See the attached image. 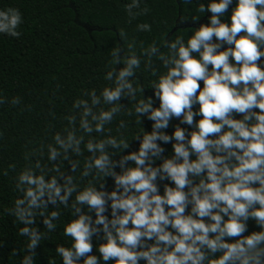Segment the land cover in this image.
Instances as JSON below:
<instances>
[{"label": "clouds", "instance_id": "9594fccd", "mask_svg": "<svg viewBox=\"0 0 264 264\" xmlns=\"http://www.w3.org/2000/svg\"><path fill=\"white\" fill-rule=\"evenodd\" d=\"M185 2L190 4L191 0ZM231 3L232 0H211L207 7L200 4L198 12L212 13L210 24L201 25L186 43L183 36L163 42L166 53L156 41L148 47L141 43L139 56L135 52V40L128 43V54L123 57L120 46L111 49L110 64L115 67L106 73L105 80L114 86L104 87L99 96L94 89L84 90L83 95L90 97V101L77 99L73 104L74 109L80 110L79 128L84 133L107 132L105 139H90L86 144L91 156L85 160L81 176L86 178L95 173L93 180L81 190L74 177L61 172L56 163L61 158L70 161L73 172L79 167V161L72 160L70 155H83L80 145L84 138L76 134V115L65 117L72 127L65 129L66 135L59 132L54 135L56 146L47 145L52 167L37 160L35 168L26 167L17 177L16 190L22 197L14 201L8 214L25 225L19 234L28 237L26 247L30 254L23 257L21 264H34L35 249L45 239L44 233L32 227L36 217L42 216L46 229L55 231L54 221L59 219L60 212L49 213L48 205L58 208L63 204L68 208L74 193L71 210L78 218L64 227V235L73 242L71 247L56 248L63 264H80L81 258L83 264H99L98 257L89 254L93 250V236L101 231L105 242L98 250L104 262L264 264V67L259 63L264 57V0H238L228 24L221 17ZM125 11L131 21L146 15L149 9H141L140 0H131ZM22 23L19 9L0 10V33L18 38ZM137 31L150 32L151 25L140 23ZM119 37L122 41L127 39L123 29L119 30ZM214 37L218 42H213ZM224 44L229 47L221 51ZM153 57L162 62V67L167 69L165 73L157 70ZM230 57L235 63L230 62ZM142 62L151 76L156 77L150 87L155 90L159 107L153 106L151 97L137 101V92L144 89L134 86L130 78L136 76ZM121 64L124 66L118 68ZM200 81H203L202 89ZM122 97L135 102L134 112L138 117L147 116L154 123L151 132L141 128L135 133L133 139L140 142L139 150L117 161L113 159L116 153H110L109 149L122 152L130 144L122 136L113 137L105 125L125 108L120 103ZM5 102L0 97V104ZM102 102L111 107L105 110L100 107ZM10 103L16 106L21 100L14 97ZM196 104L199 110L193 111ZM97 108L98 112L94 110ZM235 114L243 118L235 119ZM195 116L202 118L194 121ZM173 117L194 130L187 132L177 125L169 136L164 130ZM141 122V119L136 121ZM126 126L121 120L117 131ZM173 139L175 154L162 157L164 148L158 141L169 143ZM44 147L42 144L39 150L34 149L33 154L38 151L43 156ZM192 155L196 156L195 160L190 159ZM28 158L26 155L25 159ZM160 159L163 163L153 167ZM129 161L135 167L127 166ZM117 166L120 173L115 171ZM9 168L14 170L15 165ZM50 173L55 175L46 179ZM4 175H8V170ZM106 177L114 178L115 190H97V183L104 188ZM158 178L170 180L175 187L166 184L161 195ZM109 201L111 219L105 215ZM85 205L89 213H95L94 221L83 212ZM189 205L191 211L186 214ZM250 219L262 230L244 235Z\"/></svg>", "mask_w": 264, "mask_h": 264}, {"label": "trees", "instance_id": "16d2710c", "mask_svg": "<svg viewBox=\"0 0 264 264\" xmlns=\"http://www.w3.org/2000/svg\"><path fill=\"white\" fill-rule=\"evenodd\" d=\"M129 3L131 0H0V10L17 8L23 18V23L18 28L21 32L18 38L0 33V97L7 101L0 104V264H21L23 257L30 254V250L26 247L29 242L28 237L19 234V229L25 225L9 215L8 210L14 207L17 198L22 197V194L16 190V180L21 171L29 166L35 168L37 160L43 165L52 167L48 160L47 145L56 146L54 135L58 132L66 135L65 129L72 127L65 119L66 116H77L75 128L77 136L84 138V142L80 145L83 155L76 156L70 153L72 160L79 161V167L75 172L71 169L70 161L61 158L56 163L61 172L74 177L81 190L93 180L95 173L86 178L81 176L85 160L91 156V153L87 152L86 144L90 139H105L107 132L104 134L93 132L90 135L84 133L79 128L80 110L74 109L73 104L77 99L90 101V97L83 95L84 90L94 89L99 96L104 87L114 86L112 82L105 80L106 73L115 67L110 64L111 49L120 46L123 57L128 54V43L135 40V52L139 56L141 43L144 47H148L156 41L166 53L167 49L163 47V42L183 36L186 43L189 36L201 26V21L203 24H210L212 15L210 11L205 13L197 11L200 4L207 7L211 0H191L190 4L185 0H140L141 9L147 7L148 13L129 21L125 11V5ZM236 5L237 3L225 12L221 17L222 22L231 23L232 10ZM194 16L199 17V20H194ZM140 23H149L151 31H137V25ZM120 29L127 34V39L124 41L119 37ZM193 55L199 58L197 53ZM153 63L160 73L167 71L156 57H153ZM123 66L121 64L118 68ZM209 69L211 70V66ZM130 79H133L134 86L144 89V92H137V101L151 97L154 100L153 106L159 107L160 102L155 97V90L150 87L151 81L156 77L151 76L150 70L145 68L143 62L136 70V76ZM200 84L202 89L203 81H200ZM14 97L20 98L19 105L13 106L10 103ZM120 103L125 108L110 124L105 125L106 129H111L113 137L119 139L122 136L129 141L130 147L122 152L109 149L110 153H116L113 159L117 161L122 156L139 150L140 142L133 139L135 133L141 128L151 132L154 123L147 116L140 118L135 114V102H131L130 98L122 97ZM100 107L108 110L111 105H104L102 102ZM94 110L99 111L98 108ZM198 110L199 105H194L193 111ZM129 111L133 113L131 116L127 114ZM237 115L235 114L234 118ZM201 118L195 116L194 121H199ZM242 118L241 116L240 119ZM139 119L142 120L141 124L136 123ZM121 120L127 126L118 132ZM177 125L187 132L194 130L193 126L181 123L180 119L173 117L169 127L164 130L165 133L172 136ZM224 130L226 131L227 128L225 127ZM158 143L164 148L162 157L170 158L175 154L173 149L175 139L169 143L161 141ZM42 144L45 146L43 156H40L38 151L34 155L33 150H39ZM26 155L28 159H25ZM190 159L195 160L196 156L192 155ZM162 163L163 159L156 160L153 167H158ZM9 165H15V169H10ZM127 166L135 167V164L129 161ZM5 170H8V175H4ZM36 171L39 174V170ZM115 171L120 173L121 169L117 166ZM51 175L55 173H50L46 179H50ZM58 179L63 183L62 178ZM195 182H199L198 178ZM103 183L104 188L100 187V183L96 184L97 190L108 192L115 190L114 178L106 177ZM157 184L161 195L164 194L166 184L175 187L174 183L167 179L158 178ZM185 190L187 191V188ZM75 195L74 193L69 199L68 208L63 204L58 208L52 204L48 205L49 213L60 212L59 219L54 221L57 225L55 231L49 232L43 223L44 218L36 217L32 227L44 233L45 239H42L35 249L34 264H63V259L57 254L56 248L58 245L71 247L73 242L71 237L64 235V227L72 219L78 218V215L74 216L71 210ZM110 203L109 201L108 211L105 213L109 219L112 218ZM190 211L191 205L186 209V214ZM83 212L91 215L93 221L95 220V213H89L86 205L83 207ZM129 226L131 227V224ZM247 227L248 230L244 235L262 230L251 219ZM169 230L174 231L171 228ZM103 235L101 231L93 236V250L89 255L97 256L99 264H115L114 260L104 262L99 253V245L105 242ZM13 250H16L14 255ZM216 255L218 256L219 253ZM83 259L81 258L80 264H83ZM139 264L146 262L141 260Z\"/></svg>", "mask_w": 264, "mask_h": 264}, {"label": "flooded vegetation", "instance_id": "af4514ba", "mask_svg": "<svg viewBox=\"0 0 264 264\" xmlns=\"http://www.w3.org/2000/svg\"><path fill=\"white\" fill-rule=\"evenodd\" d=\"M236 3H238V0H232V3L229 5L228 9H231ZM200 25H203V21L200 22ZM213 42H218L216 41V38H213ZM229 46L227 44H224L223 47L220 49L221 51L226 50ZM234 47V45L232 46ZM262 50H264V48H262ZM234 60L230 57V62H233ZM260 66L264 67V57L261 58V60L259 61ZM242 115L238 114L235 119H240Z\"/></svg>", "mask_w": 264, "mask_h": 264}]
</instances>
